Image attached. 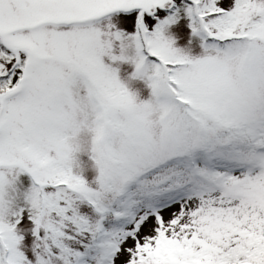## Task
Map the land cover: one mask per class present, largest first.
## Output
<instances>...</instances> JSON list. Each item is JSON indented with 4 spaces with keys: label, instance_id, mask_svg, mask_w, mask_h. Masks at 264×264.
I'll list each match as a JSON object with an SVG mask.
<instances>
[{
    "label": "snow or ice",
    "instance_id": "6c2138e0",
    "mask_svg": "<svg viewBox=\"0 0 264 264\" xmlns=\"http://www.w3.org/2000/svg\"><path fill=\"white\" fill-rule=\"evenodd\" d=\"M0 264H264V0H0Z\"/></svg>",
    "mask_w": 264,
    "mask_h": 264
}]
</instances>
